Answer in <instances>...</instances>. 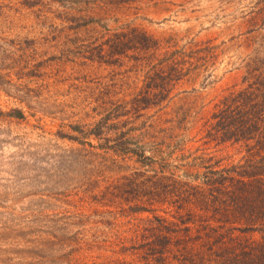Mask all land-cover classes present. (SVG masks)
I'll use <instances>...</instances> for the list:
<instances>
[{
    "label": "rangeland",
    "instance_id": "obj_1",
    "mask_svg": "<svg viewBox=\"0 0 264 264\" xmlns=\"http://www.w3.org/2000/svg\"><path fill=\"white\" fill-rule=\"evenodd\" d=\"M255 90L264 0H0V264H252Z\"/></svg>",
    "mask_w": 264,
    "mask_h": 264
},
{
    "label": "trees",
    "instance_id": "obj_2",
    "mask_svg": "<svg viewBox=\"0 0 264 264\" xmlns=\"http://www.w3.org/2000/svg\"><path fill=\"white\" fill-rule=\"evenodd\" d=\"M119 45H117V47H119ZM125 45L127 49L132 48L128 45V43H125ZM253 93H257V90H255L254 92H251V94L247 92L242 93L241 96L254 97V99H259V97L264 95L262 94V92H260L261 94H256V95ZM244 99L247 100V98H244ZM246 100H243V103L244 102L247 103ZM145 101H148V100H145ZM263 104L264 103H260L259 107H263L264 106ZM260 112L261 111H259L258 113ZM254 118L255 117H252V119ZM255 125L256 124H254V126H250V128L249 127L247 128L246 124H242V130H240L241 132L239 134L243 135V138L248 137L249 139L250 138L254 139L255 135L258 134V132L256 134H254L255 132H253L254 129L258 128V126H255ZM258 167H259V170L257 169V172H254L253 174L255 177L256 175H259L256 178L255 182L254 180H251V181H245L242 179L238 180V185L235 186V188H238V189H235L231 194V195L241 196V197H238V200L243 198L241 200V203L245 207L244 211H248L249 209H251V212H252L251 216L254 217L253 220L250 218H242L246 221L247 225L252 226L251 231L260 232L261 234H263L262 245L261 246L257 245L256 248L251 249V252L249 254H245V256L255 255V259L252 261V264H264V168H263L264 167V157L259 159ZM246 175L247 173L245 172V175L241 174V177L245 178ZM238 200H236L233 203H236L237 205H241ZM256 225L258 227H256ZM242 250H243V247H242ZM238 264H246V263L240 262Z\"/></svg>",
    "mask_w": 264,
    "mask_h": 264
}]
</instances>
